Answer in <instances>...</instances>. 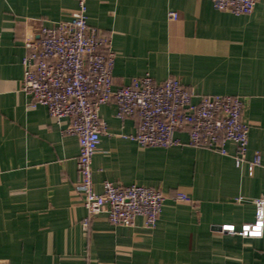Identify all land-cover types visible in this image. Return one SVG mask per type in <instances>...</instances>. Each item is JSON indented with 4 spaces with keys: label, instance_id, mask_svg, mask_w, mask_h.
Wrapping results in <instances>:
<instances>
[{
    "label": "crops",
    "instance_id": "crops-1",
    "mask_svg": "<svg viewBox=\"0 0 264 264\" xmlns=\"http://www.w3.org/2000/svg\"><path fill=\"white\" fill-rule=\"evenodd\" d=\"M77 7L78 0H0V264H264V233L244 238L215 228L252 223L253 201L264 200V0L240 16L217 11L211 0L87 2L88 24L111 36L114 88L146 75L174 77L196 96L246 100L240 167L230 144L228 155L142 146L130 138L138 117L121 121L114 103L101 106L106 132L92 162L95 190L102 193L106 181L161 190L167 198L154 229L141 217L115 227L106 213L83 226L78 139L63 133L69 120L56 123L22 90L25 36L69 21Z\"/></svg>",
    "mask_w": 264,
    "mask_h": 264
},
{
    "label": "built area",
    "instance_id": "built-area-1",
    "mask_svg": "<svg viewBox=\"0 0 264 264\" xmlns=\"http://www.w3.org/2000/svg\"><path fill=\"white\" fill-rule=\"evenodd\" d=\"M211 1L217 11L240 16L252 14L261 0ZM87 2L78 0L69 21L41 25L36 33L25 36L22 90L31 97L32 106L47 107L56 123L69 120L63 133L78 139L80 181L75 191L88 213L83 226L87 228L92 218L106 213L115 227H133L141 217L147 229H154L167 198L161 190L109 181L103 183L102 193L95 190L92 162L106 132L99 115L101 106L114 103L121 121L138 117L139 126L130 138L142 146L167 149L188 145L228 155L226 146L230 144L235 147L234 160L240 167L246 160L250 129L243 119L246 100L231 95L196 96L174 77L156 82L146 75L114 88L111 36L88 24ZM168 19L177 21L178 14L170 12ZM178 132L187 135L186 142L176 137ZM259 164L256 153L249 164L251 175ZM174 198L180 202L191 200L183 193H176ZM253 203L252 223L240 229L234 225L215 228L244 238H261L264 200L255 199Z\"/></svg>",
    "mask_w": 264,
    "mask_h": 264
}]
</instances>
